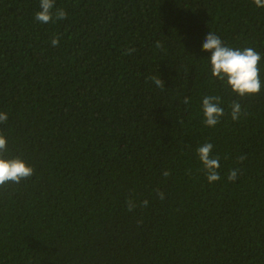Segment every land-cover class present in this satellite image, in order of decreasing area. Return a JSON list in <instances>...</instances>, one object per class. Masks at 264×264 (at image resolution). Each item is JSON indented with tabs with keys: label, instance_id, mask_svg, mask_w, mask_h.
Returning a JSON list of instances; mask_svg holds the SVG:
<instances>
[{
	"label": "trees",
	"instance_id": "16d2710c",
	"mask_svg": "<svg viewBox=\"0 0 264 264\" xmlns=\"http://www.w3.org/2000/svg\"><path fill=\"white\" fill-rule=\"evenodd\" d=\"M39 10L0 0V134L33 169L0 186V264H264V5L54 0L49 23ZM208 32L260 54L259 93L212 76ZM209 95L224 110L214 127Z\"/></svg>",
	"mask_w": 264,
	"mask_h": 264
},
{
	"label": "clouds",
	"instance_id": "9594fccd",
	"mask_svg": "<svg viewBox=\"0 0 264 264\" xmlns=\"http://www.w3.org/2000/svg\"><path fill=\"white\" fill-rule=\"evenodd\" d=\"M257 6L264 5V0H253ZM54 0H40V10L34 15V18L41 23H49L53 20L52 9ZM67 16L66 12L61 8L55 12V19L63 20ZM58 37H54L51 41L53 46L58 45ZM157 42V47H159ZM202 50L211 53L209 59L211 65V74L213 77L224 81L230 89L238 96L254 95L259 93L261 89L259 62L261 56L253 48L234 49L225 45L220 37L216 34L208 32L202 43ZM129 52L134 51L129 49ZM157 87L164 88V81L160 76L152 77ZM184 103H188L185 98ZM202 111L204 123L206 126L214 127L219 123V118L223 116L224 110L220 107L219 96H205L202 100ZM242 109L237 101H233L231 105V118L236 121L240 118ZM7 114L0 113V123L7 121ZM213 145L204 143L196 149V154L203 166L206 179L211 182L220 180L218 169L220 167L219 157L213 156ZM7 140L4 135L0 134V186L11 183H20L21 180L27 179L33 175L32 167L28 166L24 160L19 157H8ZM245 157H238V162L243 161ZM238 169H232L227 175L229 182L238 178ZM163 175L167 177L169 172L166 170ZM159 198L163 199V193L157 191ZM128 210L133 209V204L129 200ZM143 206H147L148 201L142 202Z\"/></svg>",
	"mask_w": 264,
	"mask_h": 264
}]
</instances>
